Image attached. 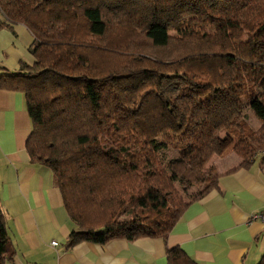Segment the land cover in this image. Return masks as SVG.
<instances>
[{"label": "trees", "instance_id": "trees-1", "mask_svg": "<svg viewBox=\"0 0 264 264\" xmlns=\"http://www.w3.org/2000/svg\"><path fill=\"white\" fill-rule=\"evenodd\" d=\"M0 12L32 33L33 62L0 78L25 95L30 162L75 225L67 247L164 238L215 187L217 174L186 201L173 183L201 181L221 131L240 166L264 160V0H0ZM14 254L0 208V264ZM167 258L198 264L179 246Z\"/></svg>", "mask_w": 264, "mask_h": 264}, {"label": "crops", "instance_id": "crops-1", "mask_svg": "<svg viewBox=\"0 0 264 264\" xmlns=\"http://www.w3.org/2000/svg\"><path fill=\"white\" fill-rule=\"evenodd\" d=\"M5 19L0 12V77L19 72L22 62H33L32 33L23 23ZM31 128L24 93L0 78V208L15 249L3 264H169L167 248L172 246L198 264L260 260L264 223L251 218L264 203L260 156L247 166L228 157L218 166L215 187L190 201L164 238H112L104 244L80 241L67 247L75 225L51 171L30 162L26 140Z\"/></svg>", "mask_w": 264, "mask_h": 264}, {"label": "rangeland", "instance_id": "rangeland-1", "mask_svg": "<svg viewBox=\"0 0 264 264\" xmlns=\"http://www.w3.org/2000/svg\"><path fill=\"white\" fill-rule=\"evenodd\" d=\"M170 33L173 34V32L171 30H170ZM146 51L147 52H154V51L147 50V49H146ZM247 112L249 114V111H247ZM249 120H250L249 123L251 122V124L254 127H257V125H259V123H260L258 120H256L253 117V115H251V118ZM218 135H219V137L221 136L222 138H224V143L222 145V149L219 153L212 155L210 157V159L205 163V165L202 169V173H201V181L191 184L186 189H184L182 187V185L177 183V182L173 183L174 187L179 191V194H180V197L182 198V200L187 201L188 199H190V197H192L199 190H201V188H203L206 184H209L210 181H212L214 179L213 176L218 173V171H217L218 166L221 163H224L228 157L232 159L234 156L238 159V162L241 161V158L236 154V151L234 149V146L237 142V139L231 138V140L228 141V138H227L225 131L219 132ZM124 217H126V215L122 216L120 218H124Z\"/></svg>", "mask_w": 264, "mask_h": 264}, {"label": "built area", "instance_id": "built-area-1", "mask_svg": "<svg viewBox=\"0 0 264 264\" xmlns=\"http://www.w3.org/2000/svg\"><path fill=\"white\" fill-rule=\"evenodd\" d=\"M252 219L259 220L260 222L264 223V203L260 210H258L256 213L251 215ZM52 245H56L57 242L52 241Z\"/></svg>", "mask_w": 264, "mask_h": 264}]
</instances>
